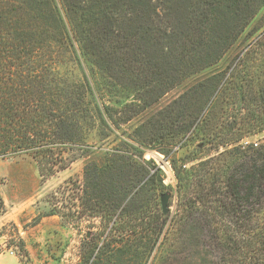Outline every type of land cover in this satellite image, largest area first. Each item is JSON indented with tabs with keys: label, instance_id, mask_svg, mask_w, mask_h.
I'll use <instances>...</instances> for the list:
<instances>
[{
	"label": "trees",
	"instance_id": "16d2710c",
	"mask_svg": "<svg viewBox=\"0 0 264 264\" xmlns=\"http://www.w3.org/2000/svg\"><path fill=\"white\" fill-rule=\"evenodd\" d=\"M263 8L264 0H0V156L30 154L45 176L68 164L57 150L101 149L92 135L103 141L112 125L218 65ZM247 47L227 75L192 84L143 120L137 144L124 142L137 152L111 145L104 163L85 164L82 203L113 224L101 245L82 244L80 264H121L143 230L138 258L161 236L166 245L189 233L221 264H264V141L250 140L264 131V32ZM105 93L134 101L117 117L119 105L98 100ZM166 141L208 147L201 158L158 149L177 180L172 216L158 198L160 166L143 149Z\"/></svg>",
	"mask_w": 264,
	"mask_h": 264
},
{
	"label": "rangeland",
	"instance_id": "374dc122",
	"mask_svg": "<svg viewBox=\"0 0 264 264\" xmlns=\"http://www.w3.org/2000/svg\"><path fill=\"white\" fill-rule=\"evenodd\" d=\"M263 32L264 8L218 65L197 77H191L186 83L165 94L150 109L143 111L132 120L121 123L119 127L111 124L115 133L111 136L106 135L108 138L105 137L103 141H101L102 135L97 137L92 135V139L96 138V142L103 146L101 149L89 147L91 149L85 153L70 146L71 149H67L61 154H58L57 150L55 158L62 156L64 161H68V164L53 174L43 176L36 160L30 154L0 156V254H3L0 263L80 264L83 252L82 244L89 243L91 240L101 245L109 227L113 224L110 222L107 227L108 222H105L101 216H92L82 203L83 187L86 182L85 164L88 161L104 163L103 149L109 148L111 145L137 152L126 143H136L139 140L137 128L143 120L178 97L192 84L208 77L211 78L218 72H225L227 75L237 63L239 56L247 50V46L255 42ZM67 66L68 68L70 66V74L75 70V75L79 77L82 75L79 69H74L73 64ZM84 68L92 78V73L86 64H84ZM117 98L119 97H113L108 93L103 95V99L98 96V100L101 102L113 106L119 105L116 106L118 108L115 116L122 117L126 113H123L124 108L121 105L126 101H134V99L133 96H121V102L116 103L114 100ZM229 117L231 116L229 115ZM104 129L105 127H102V130ZM107 132H109L108 129ZM176 140L178 139L176 138ZM250 140L262 143L264 131L254 134ZM173 143L166 141L158 147H143L146 153L145 158H153L155 163L160 166V176L164 187L158 192V198L162 207L163 193H170V209L168 212H163L170 213L171 216L177 211L178 194L177 180L170 159L174 155L178 157L193 155L199 158L208 155V147L202 141L192 142L183 147L181 146L183 141ZM159 148H168L171 158L167 160L164 153L158 150ZM92 150L99 152L93 153ZM150 192L147 191L146 194H143L145 205L151 196ZM56 210H60V212L56 213ZM139 230L136 233H139ZM147 235L148 231L143 230V237L139 238L137 243L136 240L134 241L136 243L132 247L134 252L131 251L122 257L123 264H221V254L215 251L214 255L210 251L207 255L204 251L205 245L200 244L197 238L191 237L189 233L184 234L183 238L175 239L172 244L166 245L162 242L164 237L161 236L150 254L146 253L138 258L135 249L138 246L141 247L138 242L143 243ZM208 250L210 249L208 248ZM113 262V264H118L117 261Z\"/></svg>",
	"mask_w": 264,
	"mask_h": 264
},
{
	"label": "water",
	"instance_id": "95a60500",
	"mask_svg": "<svg viewBox=\"0 0 264 264\" xmlns=\"http://www.w3.org/2000/svg\"><path fill=\"white\" fill-rule=\"evenodd\" d=\"M169 200H170V193H163L161 197V201H162V208L164 212H168L170 209Z\"/></svg>",
	"mask_w": 264,
	"mask_h": 264
},
{
	"label": "crops",
	"instance_id": "0c3cea01",
	"mask_svg": "<svg viewBox=\"0 0 264 264\" xmlns=\"http://www.w3.org/2000/svg\"><path fill=\"white\" fill-rule=\"evenodd\" d=\"M2 256H3V254H0V260H1ZM0 264H1V263H0Z\"/></svg>",
	"mask_w": 264,
	"mask_h": 264
},
{
	"label": "built area",
	"instance_id": "2783aa9c",
	"mask_svg": "<svg viewBox=\"0 0 264 264\" xmlns=\"http://www.w3.org/2000/svg\"><path fill=\"white\" fill-rule=\"evenodd\" d=\"M13 253V252H12Z\"/></svg>",
	"mask_w": 264,
	"mask_h": 264
}]
</instances>
